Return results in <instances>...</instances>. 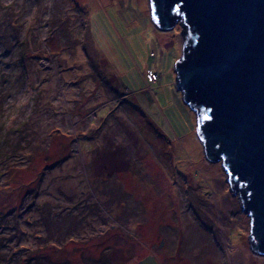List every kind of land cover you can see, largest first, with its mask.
I'll list each match as a JSON object with an SVG mask.
<instances>
[{"label":"rangeland","instance_id":"rangeland-1","mask_svg":"<svg viewBox=\"0 0 264 264\" xmlns=\"http://www.w3.org/2000/svg\"><path fill=\"white\" fill-rule=\"evenodd\" d=\"M182 33L150 0H0V264H264L176 90Z\"/></svg>","mask_w":264,"mask_h":264},{"label":"water","instance_id":"water-1","mask_svg":"<svg viewBox=\"0 0 264 264\" xmlns=\"http://www.w3.org/2000/svg\"><path fill=\"white\" fill-rule=\"evenodd\" d=\"M150 12L163 30L182 26L176 90L206 158L220 161L241 199L252 250L264 254V0H150Z\"/></svg>","mask_w":264,"mask_h":264},{"label":"bare ground","instance_id":"bare-ground-1","mask_svg":"<svg viewBox=\"0 0 264 264\" xmlns=\"http://www.w3.org/2000/svg\"><path fill=\"white\" fill-rule=\"evenodd\" d=\"M73 161L74 160L71 159L69 161L70 164ZM70 166H72V165H70ZM72 172H74L75 175L63 178L60 181V185H61L64 192L70 194L71 191H74L75 193H80L82 191L83 193H86L87 188L85 187V185H87L88 188H92V182H91L92 179L90 178V176L87 175L88 172L86 170H85V174L84 173L82 174L81 172H80V174H78L75 170H72ZM225 174H226V172H225ZM226 176H227V174H226ZM83 178H85L84 182H83ZM228 185L230 188L229 183H228ZM230 190H231V192H234L232 190V188H230ZM91 193H92V197H90L89 199L100 198V199L105 200V198L103 196H97V193L95 191H91ZM240 204H241V199H240ZM226 210H227V208L225 207V205L219 204L217 202H215L214 204L208 203L205 205V211L209 214V216L211 217L212 221L215 224H219L218 220L221 217L222 213L225 212ZM105 214H107V213H105ZM96 215H95V213L90 212L87 220L90 221V218H92V220L98 219L100 221L101 216L100 215L96 216ZM107 215L109 217V214H107ZM219 227L223 228L221 226H219Z\"/></svg>","mask_w":264,"mask_h":264},{"label":"trees","instance_id":"trees-1","mask_svg":"<svg viewBox=\"0 0 264 264\" xmlns=\"http://www.w3.org/2000/svg\"><path fill=\"white\" fill-rule=\"evenodd\" d=\"M142 118V117H141ZM142 121H143V124L145 125V126H152L153 128H154V132H155V135H157V136H159V137H165V135L160 131L159 132V130L157 129V128H155V126H154V124L151 122V121H149L148 119H147V116L145 117H143L142 118ZM144 121H145V123H144Z\"/></svg>","mask_w":264,"mask_h":264},{"label":"built area","instance_id":"built-area-1","mask_svg":"<svg viewBox=\"0 0 264 264\" xmlns=\"http://www.w3.org/2000/svg\"><path fill=\"white\" fill-rule=\"evenodd\" d=\"M148 75H149L148 78H149L150 81H154L157 78V74L155 72L151 71V72L148 73Z\"/></svg>","mask_w":264,"mask_h":264}]
</instances>
